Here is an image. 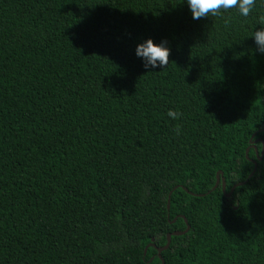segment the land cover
Masks as SVG:
<instances>
[{
  "label": "trees",
  "instance_id": "16d2710c",
  "mask_svg": "<svg viewBox=\"0 0 264 264\" xmlns=\"http://www.w3.org/2000/svg\"><path fill=\"white\" fill-rule=\"evenodd\" d=\"M261 15L0 0V264H160L182 217L163 264H264V149L244 156L264 143ZM147 39L166 68L146 73ZM217 171L244 183L211 190Z\"/></svg>",
  "mask_w": 264,
  "mask_h": 264
},
{
  "label": "clouds",
  "instance_id": "9594fccd",
  "mask_svg": "<svg viewBox=\"0 0 264 264\" xmlns=\"http://www.w3.org/2000/svg\"><path fill=\"white\" fill-rule=\"evenodd\" d=\"M187 4L190 7L193 19H201L209 15L219 16L222 14V10L226 12L233 8H236L240 15L246 18L252 13L256 0H187ZM258 23L261 27L259 30L254 31L252 37H254L257 45V51L264 54V15L259 17ZM167 45V40L155 44L152 39H147L137 45L135 54L142 59L146 73L152 69H164L168 66L171 51ZM167 115L176 120L183 114L170 109ZM175 131L177 134L180 133L179 125L176 126Z\"/></svg>",
  "mask_w": 264,
  "mask_h": 264
},
{
  "label": "water",
  "instance_id": "95a60500",
  "mask_svg": "<svg viewBox=\"0 0 264 264\" xmlns=\"http://www.w3.org/2000/svg\"><path fill=\"white\" fill-rule=\"evenodd\" d=\"M253 135H254V133L251 135V137H253ZM252 142H255V140H253V141L249 140V145L244 151V156L246 157V153H247V150H248L249 146H252L254 148L255 160L259 161L261 159V157H262V154H263L264 143L261 141V149H260V151L258 153L256 151L254 145H252ZM249 160L253 164V168H252L251 172L248 174L247 177H250L252 175V173L254 172L255 168H256V161L252 160V159H249ZM219 174H220V171H217L216 174H215V181H214L213 186L211 187V190H213L218 185V182L220 180V190L225 196H229L230 195V193L232 192L234 186L244 183V181L238 182L237 184L233 185L229 189V191L227 193H225L224 181H223V178H219ZM174 188H176V186H174L172 189H174ZM184 190H186V189H184ZM169 193H170V191L168 192V195H169ZM196 195H202V194H196ZM166 209H168V197H167V201H166ZM174 219L175 218H173V220ZM182 219H183V221L185 223V228L183 230H181V231L175 230V231H173L171 233H166L165 243L163 244V246L157 248V250H156V254H157L158 258H160V262H161L160 264H163V261H162V259L160 257V251L165 250L168 247L169 240H170V235H181V234L185 233L188 230V225L186 223V220L183 217H182Z\"/></svg>",
  "mask_w": 264,
  "mask_h": 264
}]
</instances>
